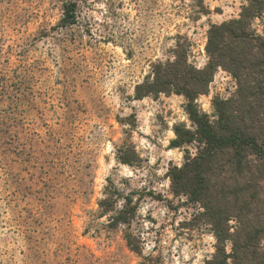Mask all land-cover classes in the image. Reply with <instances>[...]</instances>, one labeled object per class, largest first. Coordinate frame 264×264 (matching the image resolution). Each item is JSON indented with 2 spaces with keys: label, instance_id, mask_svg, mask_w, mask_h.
<instances>
[{
  "label": "rangeland",
  "instance_id": "1",
  "mask_svg": "<svg viewBox=\"0 0 264 264\" xmlns=\"http://www.w3.org/2000/svg\"><path fill=\"white\" fill-rule=\"evenodd\" d=\"M66 4L76 22L64 27ZM246 9L249 33L264 40V0H0V264L211 258L216 239L203 208L170 187V170L196 153L170 146L174 126L194 131L186 100L137 99L135 86L172 61L178 44L202 69L209 27ZM238 89L218 68L196 103L212 120L213 99ZM107 178L140 202L128 227L98 217Z\"/></svg>",
  "mask_w": 264,
  "mask_h": 264
},
{
  "label": "trees",
  "instance_id": "2",
  "mask_svg": "<svg viewBox=\"0 0 264 264\" xmlns=\"http://www.w3.org/2000/svg\"><path fill=\"white\" fill-rule=\"evenodd\" d=\"M249 11L209 27L202 69L188 64L178 44L172 61L153 65L151 75L135 86L137 99L174 93L186 100L194 131L174 126L170 146L194 145L196 153L171 169L169 178L173 194L203 208L204 221L215 236V252L203 264H264V79H259L264 77V40L249 33ZM60 22L64 27L75 24L74 4L63 6ZM218 68L236 78L239 89L232 99H213L211 120L196 100L208 93ZM97 204L98 217L109 215L114 228L128 227L140 206L123 197L111 178ZM131 238L125 235L127 245L138 253Z\"/></svg>",
  "mask_w": 264,
  "mask_h": 264
}]
</instances>
